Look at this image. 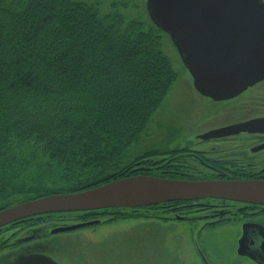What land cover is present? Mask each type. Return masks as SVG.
<instances>
[{"label":"trees","instance_id":"trees-1","mask_svg":"<svg viewBox=\"0 0 264 264\" xmlns=\"http://www.w3.org/2000/svg\"><path fill=\"white\" fill-rule=\"evenodd\" d=\"M0 31V210L138 174L177 77L144 2L0 0Z\"/></svg>","mask_w":264,"mask_h":264},{"label":"flooded vegetation","instance_id":"flooded-vegetation-1","mask_svg":"<svg viewBox=\"0 0 264 264\" xmlns=\"http://www.w3.org/2000/svg\"><path fill=\"white\" fill-rule=\"evenodd\" d=\"M183 91L189 104L177 111L174 130H168L172 124L160 123L150 151L135 162L137 170L165 179L264 180V81L221 100L191 87ZM130 210L139 220L154 223V230H143V223L128 233L102 230L114 222L116 209L75 217L47 214L1 233L0 248L21 240L42 244L61 234L56 264H264V205L207 198ZM81 216L85 219L73 222ZM88 221L96 223L51 233L55 227ZM147 238L153 241L150 259Z\"/></svg>","mask_w":264,"mask_h":264},{"label":"water","instance_id":"water-1","mask_svg":"<svg viewBox=\"0 0 264 264\" xmlns=\"http://www.w3.org/2000/svg\"><path fill=\"white\" fill-rule=\"evenodd\" d=\"M145 7L152 23L168 34L192 77L194 88L202 95L213 99L229 98L264 80L262 0H146ZM203 198L264 205V181L127 176L87 190L50 194L2 209L0 227L45 213L142 207ZM18 264L53 263L36 255Z\"/></svg>","mask_w":264,"mask_h":264},{"label":"rangeland","instance_id":"rangeland-1","mask_svg":"<svg viewBox=\"0 0 264 264\" xmlns=\"http://www.w3.org/2000/svg\"><path fill=\"white\" fill-rule=\"evenodd\" d=\"M140 2H144V0H139ZM264 2V0H263ZM5 31H0V38L4 41V33ZM162 51L163 53L169 58L170 63L173 67V69L177 72L176 81L173 83L172 87L169 89L167 94L165 95V101L164 106L162 107L161 112L157 118L159 123L162 124H172V128H168L169 131L174 130L176 123L179 121V115L176 116L177 111L182 110L181 108L186 104H189L186 102L190 99L186 97L185 91L183 89L192 88V80L190 77V74L182 64L176 50L172 46L171 41L169 38L164 37L162 41ZM9 67V65H8ZM187 107V106H186ZM185 107V109H186ZM190 107H188L189 109ZM183 109V110H185ZM167 130V129H166ZM167 130V131H168ZM155 131V130H154ZM152 132V130H151ZM155 133V132H154ZM117 210V215L114 216L113 220L114 222L111 224L106 225L103 227L102 230H119L123 231L124 233H128V230H138V227L141 226L140 223H143L145 225V228L143 230H154V223H149L151 221L147 220L145 222L138 219V215L132 214L130 212V209H119L124 211ZM129 210V211H128ZM146 217H150V214H146ZM37 220V219H35ZM17 225L11 227L15 228ZM10 229V228H9ZM6 230H3L2 233H4ZM105 231H102L104 233ZM63 235H53L47 238V240L42 243H34L30 242L28 244L20 245V246H13L9 249L6 247L0 248V264H13L16 263L19 259L23 258L24 256L28 254H43L45 256H48L49 258L57 261L59 257H61L60 252V243L61 240H59ZM127 241V240H125ZM146 245V257L147 259H150L152 256V240H149L147 238V241H145ZM135 251L133 248L132 252ZM131 260L134 261V256L131 255Z\"/></svg>","mask_w":264,"mask_h":264}]
</instances>
